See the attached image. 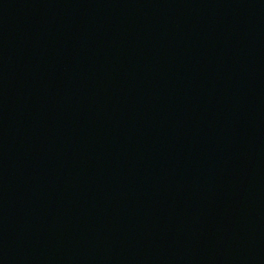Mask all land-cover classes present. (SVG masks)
I'll use <instances>...</instances> for the list:
<instances>
[{
  "label": "water",
  "instance_id": "95a60500",
  "mask_svg": "<svg viewBox=\"0 0 264 264\" xmlns=\"http://www.w3.org/2000/svg\"><path fill=\"white\" fill-rule=\"evenodd\" d=\"M0 264H264V0H0Z\"/></svg>",
  "mask_w": 264,
  "mask_h": 264
}]
</instances>
